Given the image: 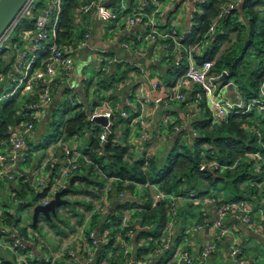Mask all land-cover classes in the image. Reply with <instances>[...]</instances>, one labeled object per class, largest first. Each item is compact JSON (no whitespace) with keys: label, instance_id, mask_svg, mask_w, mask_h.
<instances>
[{"label":"crops","instance_id":"crops-1","mask_svg":"<svg viewBox=\"0 0 264 264\" xmlns=\"http://www.w3.org/2000/svg\"><path fill=\"white\" fill-rule=\"evenodd\" d=\"M232 1L234 0H227V2ZM146 3H149V6L144 7ZM152 3V0H125L123 16L110 24L101 23L92 15L76 17L75 33L72 40L69 41V46L75 51L76 60H78L77 65L79 62L78 69L81 63L90 65L88 61L91 59L93 74L89 77L82 73L79 74L76 67L77 70H75L72 80L64 82L56 89L52 105L39 120L37 131L33 132L31 137L33 147L28 145L25 150L28 156L32 153V158L29 159L30 161L27 164L20 166L19 171L17 170L16 173V179L26 178L29 181L34 174L33 172H36L35 168L50 160L58 159L56 172L52 171L49 166L47 167L48 182L54 184L60 177L58 172L64 166L63 154L66 147L73 146L75 148L80 154L79 162L82 158L85 159V156L76 148L77 144L83 141L84 144H87L85 136L84 138H73L67 144L60 141L46 151L43 149L38 150L35 147L40 144L47 133H50L47 125L50 123L54 112L58 108L66 106L67 102L81 105L86 111L90 110V114L97 106H101V103L97 105V98L100 96L97 84L103 78L101 74L102 72L115 74V72H118L119 67L122 68L119 71L120 73L123 70L128 71V77L112 89L102 91L101 94L116 117L131 119L128 126L125 125L124 121L119 124V132L125 135L124 138H120L121 141L128 138L127 141L135 146L138 154L155 159L158 167L163 168L176 139L180 135H183L186 141L189 140V137H196L193 125L202 120L205 115V109L201 107V93H196L197 100L194 101L193 97L198 85L189 84L184 86L182 89V92L186 94L184 102H173L169 99V96L172 88L183 78V76L176 78L174 72L184 62L179 60V56L187 54L194 47H188L184 42L191 35L196 23L195 19L201 14L203 4H198L193 0H180L179 3L175 0H160L158 4L160 8V14L158 15L159 29L165 31L171 26H176L180 47L167 51L162 47V43L152 42L146 46L147 55L139 58L124 46L128 44L132 47H139V38L144 32V28L140 25L127 26L125 15L137 7H143L146 12L152 13L154 10ZM243 4L244 0H241L240 8ZM180 7H188L190 10L188 13H181ZM260 10L264 11V7ZM236 16L241 18L243 22L246 21L242 15ZM217 39L218 37L215 35L211 40L203 43L201 49H197L194 54V61L197 64H200L199 59H203L206 53L211 51ZM6 57L9 58L7 55ZM9 71L11 70L9 69L7 74L4 75V81L0 84L2 88L8 87ZM155 83L158 84L157 88H154ZM230 83L233 84V89L230 90L227 85L222 92V96L235 102L239 93L242 95L245 93H242L240 86L233 79L230 80ZM157 99H161V101L157 103ZM206 107L208 108L207 102ZM122 113H126L127 116H122ZM210 113L212 117L211 110ZM140 122L145 123L146 130H140ZM101 128L103 129V127ZM72 142H74V145H70ZM259 142L264 150L263 134ZM32 150L33 152H31ZM260 155H263V153H260ZM261 160L262 157L258 158L257 161L260 162ZM236 163L232 167H225L233 169L236 167ZM217 167L218 164L215 161L208 165L209 170ZM3 182L5 181L0 180V188H4ZM69 185L70 180L67 182L66 187ZM242 188L245 192L248 191L245 190V184ZM258 188L260 192L258 195L252 196L255 199L253 203L244 201L249 203L253 209L251 215L252 226L243 224L235 217H226L224 224L227 233L219 239L212 236L211 231L212 224L218 220L217 205L212 204L209 199L215 195L221 202H233L235 194L230 185L219 184L217 187H212L210 192L204 196H198L194 193L188 196H171L167 203L168 205L171 204L172 210L168 214L167 224L162 230L161 236H158L160 238L149 237L139 241L137 239L141 232L139 224L141 217L138 214L142 210L137 207L125 209L123 205L126 203L127 198L119 199L118 194L114 193L109 214L115 217L121 216V219L129 215L130 225L133 227L134 233L128 235L126 230H121L120 224L117 228L111 222H108L110 226L106 228L104 227L105 223L95 220V224H97L95 230L99 235L101 237L108 235L115 244L114 247L110 246L111 248H108L104 254L103 249L105 247L103 246L98 247L96 250L91 249V241L84 233V225L83 229H80L82 227L78 224L75 231L70 232L66 237H56L52 233L44 234V232H47L46 230L41 232L39 225L35 227L33 217L29 222L30 227L22 226L23 229H16L13 226H8L0 214V264H16L14 255L5 248L6 245L11 243L8 238L11 231H17L24 239V252L33 264H48L51 262L55 264H124L121 256L115 258L113 256L115 248L120 245H122L121 250L126 247L129 248L131 264H158L159 262L161 264H186L181 258V255L185 252L194 258L196 264H264L262 262L264 260V181L258 185ZM4 189L8 191L6 188ZM150 195L154 199L153 189L150 190ZM63 199L68 201L69 197H63ZM82 200L89 202L91 199L80 196L79 201ZM138 200L143 202L139 198L135 199V201ZM117 201L119 203H116L114 207ZM171 215L174 216V220L170 219ZM44 218L48 219L42 215L39 221H44ZM196 225H201V228L197 229ZM144 228L143 231H148L146 226ZM24 229L25 234L21 232ZM149 231L152 232L150 229ZM123 232H126L124 238L122 237ZM47 235L50 238L45 239ZM211 240L216 243L217 248L210 260L202 263L199 259L201 248ZM234 245L242 251L239 258H234L231 254ZM144 248H147L148 251L143 252ZM68 249L79 250L77 260H70L64 255ZM141 250L142 252H140ZM159 250L161 252H158ZM153 251L156 254L149 262L148 257ZM109 255H111L110 259L107 258ZM120 257L122 258L121 261Z\"/></svg>","mask_w":264,"mask_h":264},{"label":"trees","instance_id":"trees-1","mask_svg":"<svg viewBox=\"0 0 264 264\" xmlns=\"http://www.w3.org/2000/svg\"><path fill=\"white\" fill-rule=\"evenodd\" d=\"M36 1L34 13L37 16L38 11L45 5V1ZM80 2L81 0H64L59 34L62 42L66 44H69L75 33L76 17L79 16L77 9ZM227 3V0H206L202 6L201 14L195 19L196 23L192 33L184 44L188 47L200 44L211 23L220 13L222 6ZM262 7H264V0H244V4L237 12H233L229 17L223 19L216 34L218 39L214 42L213 48L206 53L203 59H199L200 64L204 61H214L213 72L217 74L224 70L228 71L231 79L240 86V90L243 94H247V97L256 96L259 84L264 78V12L260 10ZM236 15H242L246 21L243 22ZM22 28L33 30L34 20H23ZM225 46L226 48H224ZM6 54V52L0 53V78L7 74L10 67ZM184 55V62L174 72L176 78L182 77L186 73L188 60L187 54ZM260 58L262 61H255ZM121 69L119 67L115 74L102 72L103 78L97 84L100 95L97 98V105L104 98L101 94L102 91L112 89L128 77V71L123 70L120 73ZM196 93H201V107L205 109L204 118L193 125L196 137H189V140L186 141L183 135H180L163 168L158 167L155 159L138 154L135 146L127 141L128 138L120 140L119 124L124 121L128 126L131 119L115 116L113 122L115 133L109 134L107 141L103 142L101 141L103 129L90 120L93 111L90 114V110L86 111L81 105L72 104L70 101L62 110L58 108L59 113H54L47 125L49 129L51 128V133H47L35 148L46 151L60 141L67 144L73 138H84L85 136L87 140V146H84L83 149L85 159L80 160L79 170L71 178L70 185L63 192V197L83 196L91 200L86 202L85 200L71 201L68 199V204L59 206L56 214L51 215L49 219L44 218L46 220L44 221L57 235L68 236L70 232L75 231L74 225L72 226L69 223L70 219L67 218L62 220L64 228L58 225L56 221H59L60 218L59 210L69 209L72 217L76 218L77 223L80 224L85 219V213L94 208L98 200V193L103 191L112 179L116 181V194L124 191L130 196L123 205L124 208L137 207L142 210L138 214L141 217L139 223L141 232L137 241L161 236V232L167 224L168 214L172 210L171 204L168 205L167 201L155 203L150 195L151 186L154 187V194L159 191L171 197L188 196L191 193L204 196L210 192L212 187H217L219 184L230 185L235 194L233 202L250 201L253 203L255 199L252 196L259 194L260 187L258 188V185L264 181V167H261V162L247 157L251 154L264 153L259 138L254 132L256 129L259 130L264 138V129L261 130L255 120L256 111L248 115L232 116L223 122L215 123L210 110L206 107L205 95L200 86L196 87L193 94L194 101L197 100ZM16 104L17 98L11 99L0 107V138L16 123L14 120ZM35 131H37V126ZM31 141L32 138H29L27 147L28 145L33 147ZM31 158L32 153L29 156V159ZM213 161L217 162L218 167L209 170L208 165ZM236 162L241 165H236L233 169L225 167H232ZM25 180L27 179L21 178L20 184L14 186L13 192H17L15 194L18 202L22 203L21 205L35 207L47 197L52 183L43 192H36L30 186L29 181ZM244 184L247 192L242 188ZM137 186L142 187L141 194L137 191ZM136 198L143 202L135 201ZM27 199L30 200L23 204ZM81 208H84V211H81ZM1 218L8 226L19 228V222L15 216L8 212L4 211ZM98 218L96 215L94 216L91 228H97L95 220L98 221ZM121 220V216L115 217L109 214L104 219L101 218L100 222L105 223L104 227L106 228L110 226L108 222L118 228ZM145 226L148 231H143ZM21 232L25 234L26 231L24 229ZM125 233H122L123 238ZM110 246L112 244L103 249V254L107 252L108 248H111ZM121 247L122 245L115 248L114 257H119L116 254L122 251ZM144 251L146 252L148 249L144 248ZM119 259L122 260L121 257Z\"/></svg>","mask_w":264,"mask_h":264},{"label":"built area","instance_id":"built-area-1","mask_svg":"<svg viewBox=\"0 0 264 264\" xmlns=\"http://www.w3.org/2000/svg\"><path fill=\"white\" fill-rule=\"evenodd\" d=\"M45 5L34 13L36 0H31L21 11L20 16L11 24L4 35L0 39V53L6 52L9 57L7 61L10 62L9 69V84L7 88L0 87V90H5V96L0 97V104L5 99L17 98L16 110L14 120L16 123L3 134L0 138V180L13 183L16 180L17 170L19 171L22 164H27L29 156L26 153L28 139L32 137L33 132L46 111L50 108L54 101V93L56 89L64 82H70L76 70V56L75 51L62 42L60 38V23L63 12L64 0H44ZM109 0H81L77 12L79 16L92 15L98 21L104 24H110L123 16L125 12V0H117L114 6L107 5ZM154 8L152 13L145 11L143 7L132 9L125 15L126 25L134 26L140 25L144 28V32L139 38V47H132L125 45L124 47L132 51L136 56L142 58L147 55L146 46L149 43H162V47L167 51L173 48L180 47L178 42V28L171 26L165 31H161L158 25V15L160 8L158 4L160 0H152ZM198 4H205L206 0H193ZM120 4L118 9L116 5ZM241 0H234L223 5L218 16L211 23L208 32L204 36L203 41L194 46L191 51L187 53L188 67L183 78L172 88L169 99L171 101L184 102L186 94L182 92L184 86L195 84L201 87L207 102L208 108L212 111V118L215 123H220L227 120L229 117L237 115H248L253 111H264V78L259 84V88L255 97H247L239 93L235 102L229 101L222 96L223 90L230 83L231 77L228 71H222L217 74L213 72L215 66L214 61H204L197 64L194 61V54L197 49H201L203 43L211 40L220 27L224 18L229 17L233 12L240 9ZM149 6L146 3L144 7ZM34 20V29H21L23 20ZM20 31L15 34L17 28ZM15 34V37L13 35ZM89 37L88 35L86 36ZM7 58V57H6ZM180 61L185 60V55L179 56ZM109 69V67H107ZM227 78L228 82L225 84L222 78ZM5 76H1L0 84L4 81ZM158 84H154L157 88ZM161 99H157L159 103ZM101 106H97L93 111L90 120L93 121L96 117H106L110 124H114V112L110 109L108 102L103 99ZM2 106V105H1ZM0 106V107H1ZM122 116H127L122 113ZM20 123L17 124V120ZM94 122V121H93ZM140 130H146L144 122H140ZM179 130V128H177ZM258 138H262V133L259 130H254ZM106 127H103L101 134V141L106 142L109 135ZM125 135L120 133L119 138H124ZM4 151V152H3ZM255 161L261 157L260 153L247 155ZM80 154L73 146L66 147L63 154V168L58 172L60 176L58 180L50 187L47 197L39 202L37 205H47L54 199L58 192H63L67 187L66 184L79 170ZM59 163L58 159H53L45 164H41L35 168L30 186L36 192H43L50 186L48 182L47 167L56 172V165ZM236 165L240 166L241 163ZM115 180H111L103 191L98 193L97 207L92 211V216L99 218L106 217L112 208V195L116 192ZM119 199L128 198V193L121 191L118 193ZM209 201L217 205L218 220L212 224V236L219 239L226 235L227 230L224 224L226 217H235L243 224L252 226L253 220L251 218L253 209L249 203L244 201L239 202H221L215 195ZM169 196L156 191L154 194L155 203L169 200ZM206 201V200H205ZM95 204V205H96ZM36 205V206H37ZM3 205L0 204V214ZM93 218L89 219L85 224L86 235L91 241V249L96 250L98 247H107L114 243L108 235L100 236L95 229H91ZM121 230H126L128 235H133L134 229L130 225L128 216L121 220ZM210 227V226H209ZM197 229L201 225H196ZM11 240L9 245L5 248L12 253L16 259V264H33L26 253L24 252L23 238L17 231H11L8 237ZM217 248L216 243L211 240L206 242L200 251V261L207 262L212 257V254ZM158 252H161L159 250ZM130 250L125 248L117 252V256H121L124 264H131L129 259ZM156 254L154 251L149 255L148 259L151 262L152 257ZM232 256L239 258L242 251L236 246H233ZM70 260H77L79 250L68 249L65 254ZM181 258L186 264H196L194 258L187 252L181 255ZM48 264H55L54 262Z\"/></svg>","mask_w":264,"mask_h":264},{"label":"rangeland","instance_id":"rangeland-1","mask_svg":"<svg viewBox=\"0 0 264 264\" xmlns=\"http://www.w3.org/2000/svg\"><path fill=\"white\" fill-rule=\"evenodd\" d=\"M176 2H178L179 3V1L180 0H175ZM120 6V4H118V5H116L115 6V8L116 9H118V7ZM183 6H184V4H183ZM182 7H180V11H181V13H188L189 12V8L188 7H183L182 9H181ZM199 10V9H198ZM199 12H200V10H199ZM20 30V27L19 28H17L16 29V31H15V34L18 32ZM15 34L13 35V37H15ZM225 48V47H224ZM7 60H8V58H6ZM262 58H260V59H257V60H255V61H260ZM78 61V60H77ZM262 61V60H261ZM89 62V64L90 65H88V63H86V64H80V67H79V69H78V66H79V62H78V65H77V62H76V67H77V69H78V72H79V74H83V75H85V76H91L92 74H93V68H92V66H91V59L88 61ZM86 66V67H85ZM76 69V70H77ZM245 95H247V94H245ZM3 96H5V90H0V97H3ZM10 101V99H8V98H5L2 102H1V104H0V106L1 105H5V104H7L8 102ZM178 105V104H177ZM181 106H183L182 104H181ZM180 106V107H181ZM63 108L61 107V110H62ZM55 114H58L59 113V111L58 110H56L55 112H54ZM255 120L256 121H259V123H257V126L261 129V130H263L264 129V112L263 111H260V110H257L256 112H255ZM51 129V128H50ZM49 129V131H50V133H51V130ZM74 141V140H73ZM71 142V141H70ZM70 145H74V142H72V143H70ZM261 145V144H260ZM84 146L86 147L87 146V144L85 143L84 144V141L83 142H81V143H79V144H77V146H76V148L80 151V153H82L83 154V149H84ZM4 152V151H3ZM261 157H262V160L260 161L261 162V167H264V153H263V155H261ZM13 184V185H12ZM20 184V180L19 179H16L13 183H11V182H3V187L4 188H6L8 191H6L4 188H0V204L1 205H3V207H2V210H5L6 212H8L9 214H11V215H13V216H15V219L19 222L18 223V226H19V228H21V229H23L22 228V226L23 227H27V226H31V224L29 225V222H31V220H32V216H33V210H34V207H25V205H19V204H22V203H20V202H18V198H17V196H16V194L15 193H17V192H13V190H14V186H18ZM151 188L154 190V188H153V186H151ZM137 191L139 192V194H141L142 192H143V189H142V187L141 186H138L137 187ZM155 191V190H154ZM8 194V195H7ZM28 196H30V195H28ZM27 196V197H28ZM26 197V198H27ZM30 198V197H29ZM130 198V196H128V198L127 199H129ZM69 199L71 200V201H73V200H80V196H76V197H69ZM30 199H27V200H25L24 202H23V204H25V202L27 203V201H29ZM4 204H5V206H4ZM97 207V204L94 206V208L92 209V211L95 209ZM79 209V208H78ZM81 211H84V208H81ZM92 211H89V212H86L85 213V219L83 220V221H81V223L79 224V223H77V221H76V218H74V217H72V214L70 213V211H69V209H65V208H62V209H60L59 210V213H60V218L58 219L59 221H56V223L58 224V225H60L61 227H63L64 228V225L62 224L63 222H62V220L64 219V218H67V219H70L69 220V223L75 228L78 224V226H80V227H82V228H80V229H83V225L85 226V224H86V222L89 220V219H91V218H94V217H91L92 216ZM129 216V215H128ZM96 218H98V216H96ZM102 218V217H101ZM101 218H98L99 220L101 219ZM170 219L171 220H174L175 218H174V216L173 215H171L170 216ZM41 224V225H40ZM14 228H16L17 229V227H15V226H13ZM39 227H41V232L43 231V230H46L47 232H44V234L46 233V234H49V233H52V234H54V235H56V237L57 236H59V235H57L55 232H54V230L50 227V225L49 224H47L45 221H39ZM18 228V229H19ZM85 229V228H84ZM39 230V229H38ZM38 233V232H37ZM84 233H86V229L84 230ZM38 234H40V233H38ZM51 237H52V235H50ZM47 238H50V237H48V235H47V237H45V239H47ZM59 240V239H58ZM10 254V253H9ZM12 255V254H11ZM110 257H111V255H109V257L107 256V258L108 259H110ZM115 258V257H114ZM263 263H264V260L262 261Z\"/></svg>","mask_w":264,"mask_h":264},{"label":"water","instance_id":"water-1","mask_svg":"<svg viewBox=\"0 0 264 264\" xmlns=\"http://www.w3.org/2000/svg\"><path fill=\"white\" fill-rule=\"evenodd\" d=\"M31 0H0V39L7 31V29L11 26V24L20 16L21 11L23 8L30 2ZM117 3V0H109L107 5L109 7L114 6ZM263 11V10H261ZM260 11V12H261ZM264 12V11H263ZM223 83H227V78H222ZM229 89H233V84H228ZM94 123L101 126L106 127L110 134H114V125L110 124L109 120L104 116L96 117ZM20 123V119L17 120V124ZM115 202L114 207L116 206ZM68 204V201L63 199V192H58L54 199L50 201L47 205H37L34 207L33 210V225L35 227L38 226V222L40 216H44L46 218H50L51 215H55L57 209L61 205Z\"/></svg>","mask_w":264,"mask_h":264}]
</instances>
